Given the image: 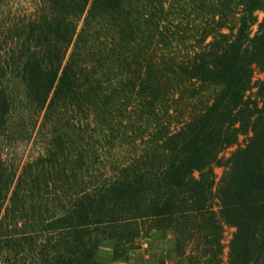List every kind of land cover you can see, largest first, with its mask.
Listing matches in <instances>:
<instances>
[{
  "label": "trees",
  "instance_id": "16d2710c",
  "mask_svg": "<svg viewBox=\"0 0 264 264\" xmlns=\"http://www.w3.org/2000/svg\"><path fill=\"white\" fill-rule=\"evenodd\" d=\"M262 11L0 0V264H264Z\"/></svg>",
  "mask_w": 264,
  "mask_h": 264
},
{
  "label": "rangeland",
  "instance_id": "374dc122",
  "mask_svg": "<svg viewBox=\"0 0 264 264\" xmlns=\"http://www.w3.org/2000/svg\"><path fill=\"white\" fill-rule=\"evenodd\" d=\"M259 16H264V11L259 12ZM261 78H264V72L256 67L254 70V80L257 81ZM224 153L228 155L230 153V149L225 150ZM215 171L217 177H220L222 173V167H216ZM231 232V228L226 229L224 235L225 242H227L230 238ZM174 241V233L170 230H155L149 233L147 236H144L140 241L139 247L135 248L143 249V257L140 259V264H179L176 261L177 257L174 253ZM106 251V249L102 250V252ZM125 262L126 261L117 260L115 262H111V264H125Z\"/></svg>",
  "mask_w": 264,
  "mask_h": 264
},
{
  "label": "crops",
  "instance_id": "0c3cea01",
  "mask_svg": "<svg viewBox=\"0 0 264 264\" xmlns=\"http://www.w3.org/2000/svg\"><path fill=\"white\" fill-rule=\"evenodd\" d=\"M143 257V249H134L130 252V256L125 264H140V259ZM117 264V263H112Z\"/></svg>",
  "mask_w": 264,
  "mask_h": 264
}]
</instances>
